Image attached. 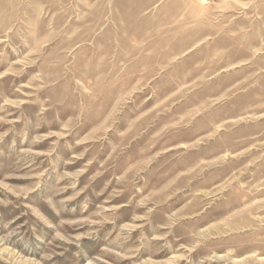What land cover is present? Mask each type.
I'll use <instances>...</instances> for the list:
<instances>
[{"label": "clouds", "instance_id": "1", "mask_svg": "<svg viewBox=\"0 0 264 264\" xmlns=\"http://www.w3.org/2000/svg\"><path fill=\"white\" fill-rule=\"evenodd\" d=\"M80 3L89 9L85 16L92 18L91 23L83 22L85 18L78 15L76 19L82 23L72 24V17L59 0L45 3L29 0L24 4L19 0H0V89L7 77L28 74L26 82L12 81L11 96L0 91V124L11 125L0 132V142L9 132H15L21 145L17 150L13 141L16 168L0 179V186L7 188L5 181L24 168L29 169V176L36 177L27 186L31 191H36L42 182L41 173L53 174L55 181L51 191L39 197L54 219L31 203L24 204L26 211L21 213L25 216L31 213L43 227L28 221L24 222L27 228L13 226V221L0 218V264H32L28 258L33 255L34 245L39 246L37 241L44 246L42 259L61 255L57 249L66 251L68 245H75L72 264H124L149 245L171 249L166 237L177 229L182 230L185 243L171 251L169 260L180 254L187 264H241L253 255H264V223L257 224L251 219L253 214L264 213V144L257 145L259 151L255 155L249 149H237L242 141L221 144L212 159L201 156L189 167L180 168L182 159L198 150V142L194 140L183 149L179 144L171 145L172 135L189 125L173 128L168 121H162L118 164L124 151L138 138L143 113L128 108L135 97L128 96L127 102L118 107L117 103L128 95L137 80H144L139 91L149 88L148 78L138 72L142 49L134 47V41L143 39L148 29L158 36L161 29L153 28L154 25H162L169 32H183L187 26L194 35H199L208 27L207 17H193L192 9L203 5L212 16L217 11L215 0H168L163 19L145 18L142 8L146 5L133 12L125 0H80ZM226 10L234 21L246 24L250 41H258L264 47V0H226ZM166 50L167 44L161 48L162 52ZM25 89L31 91L25 93ZM150 92L149 88L144 95ZM22 95L28 96L26 103L37 106L31 120L25 117L19 98ZM12 97H16L15 104ZM50 112L54 120L49 119ZM21 122L22 127L17 130L15 126ZM53 122L59 124V131L49 128L47 132L48 136L56 137L50 141L46 154L49 167L33 168L36 153L32 148L43 139L37 129ZM210 127L212 137L217 138V125ZM229 131L225 129V134ZM260 135L264 136V131ZM97 144L106 148L102 159L98 161L97 154H93L83 167L69 170L68 165L76 158L94 153ZM64 152L70 153L66 159ZM232 152H236L239 163L231 155L225 159V153ZM161 156H166L171 168L153 183ZM93 163L97 164L96 169L80 187V176ZM212 167L226 169L223 175L214 178L215 182L205 176ZM101 177H105L103 186L85 195ZM126 193L125 203H113ZM12 194L16 201L9 203H24L28 196V192L19 188L12 190ZM237 202L241 206L255 202V207L251 213L231 215L234 225L231 230L226 229L224 218L230 216ZM130 205L134 208L130 220L118 223L120 210ZM76 209L79 218L73 214ZM205 213L212 219L202 223ZM156 214L161 215L162 222L146 235L143 228L152 223ZM133 228L140 231L134 242L129 243L133 241ZM85 237L95 241L92 252L81 243ZM246 245L250 246L246 255H237ZM192 253H198L197 257ZM138 264H150V260H140Z\"/></svg>", "mask_w": 264, "mask_h": 264}, {"label": "rangeland", "instance_id": "2", "mask_svg": "<svg viewBox=\"0 0 264 264\" xmlns=\"http://www.w3.org/2000/svg\"><path fill=\"white\" fill-rule=\"evenodd\" d=\"M19 2L24 4L28 3L29 0H19ZM39 2L45 3L46 0H39ZM89 2H94V0H89ZM59 3L65 6L66 12L72 17V24L79 25L82 23V21L76 19L78 15L85 18L83 22L91 23L92 18L85 16L89 9L83 7L80 0H59ZM125 3L133 12L137 10L138 6L146 5L142 8L145 18L156 16L163 19L168 0H125ZM215 3L217 11L212 16L208 15V11L203 5L199 8L193 7V17H207L208 21V27L204 28L199 35H194L193 29L187 26H185L183 32L179 30L169 32L162 25H154L153 28L159 27L161 29L158 36L154 35L153 29H148L143 39L134 41V47L142 49L140 53L142 62L138 72L141 76L148 78L151 92L148 96H145L144 93L148 92L149 88L139 91L144 80H137L136 85L129 91L128 95L122 97L117 103L118 107L120 103L127 102L128 96L135 97L134 103L129 104L128 108L136 113H143L141 128L136 133L138 138L132 142L130 148L124 151L118 164H122L128 158L129 152H132L147 139V133L151 131L152 127L162 121H168L173 128H179L182 124L189 125L188 128L172 135L169 141L171 145L179 144L183 149L187 148L194 140L198 142V150H194L184 157L178 165L180 168L189 167L194 160L201 156L212 159L217 155L216 150L221 144L234 145L236 141H242L237 146L238 150L249 149L253 155L258 154L257 145L264 144V136L260 135V132L264 131V47H261L258 41L249 40L245 23H239L232 19V16L226 10V0H215ZM23 10L21 9V11ZM43 10L47 11V9ZM57 10L54 9L53 11ZM180 19L184 18L181 17ZM165 33L168 34L165 35ZM165 44H167V50L162 52L161 48ZM122 67L126 68V65H122ZM27 78V72L20 77H7L0 91L11 96L14 87L12 81L19 84L26 82ZM24 91L28 93L31 89H25ZM19 98L25 117L31 120L37 106L25 102L28 99L27 95H22ZM12 103H16V97H12ZM10 111H16V109L10 108ZM157 113L160 115L157 116ZM48 117L50 120H54L53 113L50 112ZM105 123H107V120ZM212 124L217 125L215 129V132L219 134L217 138L212 137L210 127ZM9 127L11 125L0 124V132L7 131ZM15 127L19 130L22 127V122L16 124ZM49 128L58 132L59 124L53 122L50 125H42L37 129L43 139L32 148V151L36 153L33 168L47 169L49 167L46 154L50 147V141L56 139L55 136L47 135ZM225 129H230V131L225 134ZM108 135L111 138V131ZM219 137H223V139ZM251 137H255V139H251ZM67 139L71 141L72 137H67ZM14 140L16 142L15 148L19 150L21 145L15 132H9L0 142V179H3L5 175L16 168L15 155L12 153ZM205 140H207V143H205ZM63 143V140H61V145ZM156 148H159V145H156ZM105 150L106 148L97 144L94 153H89L83 158H76L74 163L68 165L69 170L75 171L83 167L93 154H97V160L99 161L104 157ZM58 151L63 152L62 149H58ZM166 155H171V153ZM229 155L236 163H239L236 160V152L225 153V159ZM68 156H70V153H63L65 159ZM242 159L247 160L248 157ZM160 161L159 171L152 176L153 183L171 168V165L166 161V156H161ZM96 167L97 164L93 163L88 171L80 176V187L87 183V177L91 175ZM155 167L157 165H154ZM225 170L224 168L212 167L210 172L205 174L206 179L215 182L214 178L223 175ZM28 172L29 169L27 168L21 169L16 175L10 176L5 181L7 188L0 186V218L5 221H13V226L24 225L27 228L28 225L24 222L28 221L29 224L43 227L39 225L36 217L32 216L31 213L28 216L21 215V213L26 211L24 204L31 203L39 211L44 212L49 219H54V215L45 211L39 199L40 195L51 191L55 183L54 175L44 176L41 173L42 182L36 191H31L27 186L32 185L36 177L29 176ZM104 179L105 177L99 178L85 195L92 192L93 188L98 190L99 187H102ZM16 188L28 192L24 203L18 201L16 203L8 202L16 201V197L12 194V190ZM126 199L127 193L113 200V203H125ZM76 203L77 201H73V204ZM254 207L255 202L253 204H243L242 206L237 202L230 216L224 218V227L231 230L234 225L231 215L251 213ZM120 211L121 217L118 223L130 220L134 208L130 205ZM73 214L79 218L78 209ZM211 219L212 217L205 213L201 222L205 223ZM251 219L257 224L264 223V213L253 214ZM160 222H162L161 215H154L152 223L146 225L143 232L146 235L150 234L155 225ZM45 231H48V229H45ZM139 231L133 228V241L129 243L134 242ZM166 239L171 244V249H159L155 245H149L147 248L139 250L135 256L126 259L124 264H138L140 260H150V264H187L184 256L180 254L172 256L169 260L171 251L185 243L182 230H175ZM223 239H228V237ZM81 243L89 252H92L95 248V241L86 237L82 239ZM36 244L39 246L34 245L33 255L28 258L32 261V264H45V261H49V264L50 261H58V264H72L73 252L76 250L75 245H68L66 251L57 249L62 253L61 255L45 256L42 259L41 253L44 246L39 241ZM249 247L247 245L241 247L237 255H246ZM197 255L198 253H192L193 257H197ZM241 264H264V255H253L251 258L241 261Z\"/></svg>", "mask_w": 264, "mask_h": 264}]
</instances>
